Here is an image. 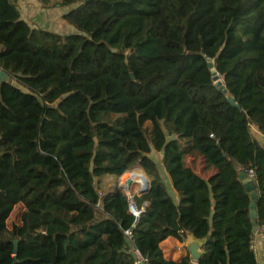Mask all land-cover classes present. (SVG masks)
<instances>
[{
	"label": "trees",
	"instance_id": "obj_1",
	"mask_svg": "<svg viewBox=\"0 0 264 264\" xmlns=\"http://www.w3.org/2000/svg\"><path fill=\"white\" fill-rule=\"evenodd\" d=\"M38 1L74 4L62 18L77 32L31 27L17 0H0V70L11 79L0 83V264H132V244L148 264H193L160 248L187 232L206 237L195 264H256L264 0ZM209 59L240 108L215 86ZM190 154L214 171L194 170ZM132 166L150 188L130 243L125 196L99 190ZM251 168L255 218L239 178ZM18 203L21 222L8 227Z\"/></svg>",
	"mask_w": 264,
	"mask_h": 264
},
{
	"label": "crops",
	"instance_id": "obj_2",
	"mask_svg": "<svg viewBox=\"0 0 264 264\" xmlns=\"http://www.w3.org/2000/svg\"><path fill=\"white\" fill-rule=\"evenodd\" d=\"M73 6L75 5H53L50 7H43L38 0H17L20 17L31 27H39L57 33L74 32L73 28L64 24L65 20L62 18V15L68 12ZM57 19L60 20V22H58ZM168 189L174 194V197L177 198V195L173 192L170 185ZM160 248L163 256L168 260L179 261L183 256L189 253L183 246V243L172 236L164 239L160 243ZM252 249L256 264H264V223L257 224L256 231H253ZM192 263L195 264L196 262L192 261Z\"/></svg>",
	"mask_w": 264,
	"mask_h": 264
},
{
	"label": "built area",
	"instance_id": "obj_3",
	"mask_svg": "<svg viewBox=\"0 0 264 264\" xmlns=\"http://www.w3.org/2000/svg\"><path fill=\"white\" fill-rule=\"evenodd\" d=\"M247 177L254 184L256 183V175L254 169L245 171ZM130 174L138 175L141 179H133ZM115 190L120 191L126 199L127 213L132 216L131 225L123 229L125 239L133 243V229L140 219L142 213L149 206L147 199H140V196L147 193L150 188V180L142 169L130 168L116 177ZM102 193L99 192V195ZM252 247V242H251ZM132 255V264H148L147 255L143 254L139 248L133 244L127 250Z\"/></svg>",
	"mask_w": 264,
	"mask_h": 264
},
{
	"label": "water",
	"instance_id": "obj_4",
	"mask_svg": "<svg viewBox=\"0 0 264 264\" xmlns=\"http://www.w3.org/2000/svg\"><path fill=\"white\" fill-rule=\"evenodd\" d=\"M129 56H130V49H127V51L125 53V62L126 63L128 62ZM213 62H214L213 59L212 60L209 59L207 61V66L211 69L212 76L215 79V86L224 94L226 100L231 105L240 108L239 104L237 102H235L234 97L228 93L222 79L219 77V74L215 71V69L213 67ZM130 75H131L132 79H134L132 73H130ZM3 82L11 83V79L5 71L0 70V83H3ZM61 98L62 97H60V99ZM60 99H57L52 104V106H55L56 104H58ZM239 178L242 180V183L244 184L245 189L250 193V200L251 201L249 204V215H250V217L255 218L256 217L255 202L257 200L256 186L247 177L245 171H241L239 173ZM256 229H257V225L254 226L253 231H256ZM205 241H206V237L197 238L190 232L186 233V236H185L182 243H183V246L189 252V256L193 262H196L198 260V258L200 257V255L202 253V247H203V244L205 243ZM16 243H17V241L14 240V248H13L14 252H16V248H17ZM12 264H15V261H13Z\"/></svg>",
	"mask_w": 264,
	"mask_h": 264
},
{
	"label": "rangeland",
	"instance_id": "obj_5",
	"mask_svg": "<svg viewBox=\"0 0 264 264\" xmlns=\"http://www.w3.org/2000/svg\"><path fill=\"white\" fill-rule=\"evenodd\" d=\"M57 21L60 22V20H58V19H57ZM64 24L68 27L73 28L74 32H77V30L73 26L68 24L66 21H64ZM67 33H69V31ZM146 126H147V128L150 129L151 123L149 121H147ZM151 155L158 162L160 154L155 152V151H152ZM185 163L187 165L191 166L197 172L201 173L204 177H207L209 174H211L214 171V168L212 166L211 167L206 166L204 159L200 155H197V154H190V155L185 156ZM131 168L141 169L138 166H132ZM166 177H167V175H166ZM101 180H102V187L100 188L99 192L102 193V192L110 190V189L115 190V184H116V180H117L116 177L103 176ZM167 181L170 183V180L168 177H167ZM23 210H24V205L22 203H18L14 206L13 210L11 211V213H10V215L6 221L8 227H11L13 224H20V222H21L20 216H21V213L23 212Z\"/></svg>",
	"mask_w": 264,
	"mask_h": 264
},
{
	"label": "bare ground",
	"instance_id": "obj_6",
	"mask_svg": "<svg viewBox=\"0 0 264 264\" xmlns=\"http://www.w3.org/2000/svg\"><path fill=\"white\" fill-rule=\"evenodd\" d=\"M130 176L131 178L136 179V180L141 179L140 177H138V175H135V174H130Z\"/></svg>",
	"mask_w": 264,
	"mask_h": 264
}]
</instances>
